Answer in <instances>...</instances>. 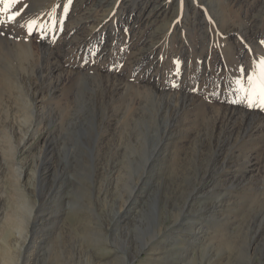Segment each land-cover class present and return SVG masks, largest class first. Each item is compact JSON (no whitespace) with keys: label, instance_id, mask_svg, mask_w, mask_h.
I'll list each match as a JSON object with an SVG mask.
<instances>
[{"label":"rangeland","instance_id":"374dc122","mask_svg":"<svg viewBox=\"0 0 264 264\" xmlns=\"http://www.w3.org/2000/svg\"><path fill=\"white\" fill-rule=\"evenodd\" d=\"M0 21V264H264L241 91L264 0H0Z\"/></svg>","mask_w":264,"mask_h":264},{"label":"snow or ice","instance_id":"6c2138e0","mask_svg":"<svg viewBox=\"0 0 264 264\" xmlns=\"http://www.w3.org/2000/svg\"><path fill=\"white\" fill-rule=\"evenodd\" d=\"M18 0H3V3L7 6L11 4L17 3ZM68 3L71 4V0H68ZM67 10V6H65ZM7 11L8 8L6 7L3 9ZM19 12H13L11 15L8 16V21L13 22L15 21L16 17L19 16ZM3 23V21H0ZM35 26V21H30L28 24V31L29 33L32 32ZM243 71V69H241ZM248 86H242L241 91H243L247 96V106L248 107H261L264 108V61H261V71L256 73L255 71L253 74L247 75Z\"/></svg>","mask_w":264,"mask_h":264},{"label":"bare ground","instance_id":"6f19581e","mask_svg":"<svg viewBox=\"0 0 264 264\" xmlns=\"http://www.w3.org/2000/svg\"><path fill=\"white\" fill-rule=\"evenodd\" d=\"M143 4H145V5H147V4H150V6L153 4V3H151V2H149V1H147V2H145V3H143ZM156 7L154 6V5H152L151 6V8H150V10H149V12H148V15H150L149 13H154V12H156ZM138 15V14H137ZM151 15H153V14H151ZM135 16V15H134ZM134 16H133V18H134ZM147 16V15H146ZM135 20V19H134ZM138 21L140 20V19H137ZM145 21V20H144ZM30 133V132H29ZM27 137V135H26V133L25 134H23V136H22V138H21V141H23V140H25V138ZM154 152V151H153ZM15 155V154H14ZM12 162V161H11ZM112 170V169H111ZM22 171L20 170L19 172H18V174H17V176H21L22 174ZM133 190H134V186L131 188V191H130V193L127 195V197L126 198H124L125 200H127V198H129L132 194H133ZM193 194V193H192ZM124 202V201H123ZM127 202V201H126ZM27 204V202H23L22 203V206L23 207H25V205ZM123 204V203H122ZM26 208H27V206H26ZM28 209V208H27ZM30 210H31V208H30ZM116 211V210H115ZM117 213H119V212H116L115 213V215H117ZM15 216V215H14ZM117 217V216H116ZM19 221V220H18ZM22 223V222H21ZM23 225V224H22ZM19 226H21V225H19ZM27 227H28V225H27ZM20 228V227H19ZM24 228V227H23ZM10 231V230H9ZM158 231H159V229H158ZM156 231L155 232H153L152 233V235L151 236H149V238H150V240L156 235ZM159 234V233H158ZM5 235V234H4ZM4 235H2V239H4L5 240V238H6V236H4ZM7 239V238H6ZM24 239V238H23ZM33 242V241H32ZM8 243V242H7ZM149 243V240L146 238V239H144V240H142V242H141V244H140V246L139 247H141V248H143V247H145V246H147L148 247V244ZM25 244V243H24ZM116 245V244H115ZM146 248V247H145ZM144 248V249H145ZM153 249V248H152ZM18 251V250H17ZM150 251V250H149ZM34 259V258H33ZM113 263V261H111V262H109L108 264H112ZM102 264H107V263H102Z\"/></svg>","mask_w":264,"mask_h":264}]
</instances>
